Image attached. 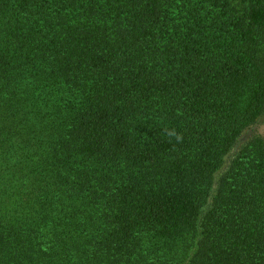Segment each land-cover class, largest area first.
Wrapping results in <instances>:
<instances>
[{
  "label": "trees",
  "instance_id": "obj_1",
  "mask_svg": "<svg viewBox=\"0 0 264 264\" xmlns=\"http://www.w3.org/2000/svg\"><path fill=\"white\" fill-rule=\"evenodd\" d=\"M264 0H0V264H264Z\"/></svg>",
  "mask_w": 264,
  "mask_h": 264
},
{
  "label": "rangeland",
  "instance_id": "obj_2",
  "mask_svg": "<svg viewBox=\"0 0 264 264\" xmlns=\"http://www.w3.org/2000/svg\"><path fill=\"white\" fill-rule=\"evenodd\" d=\"M258 135L260 136L262 139H264V115H261L258 119L257 122L248 126L247 128H245L241 134L237 137L235 144L233 145V147L229 150V152L224 156V162L222 164V167L215 173V175L217 176V174L222 171V169L224 168V166L227 164L228 158L230 156H232L237 149L239 148V146L244 143L245 141H247V139L252 136V135Z\"/></svg>",
  "mask_w": 264,
  "mask_h": 264
},
{
  "label": "water",
  "instance_id": "obj_3",
  "mask_svg": "<svg viewBox=\"0 0 264 264\" xmlns=\"http://www.w3.org/2000/svg\"><path fill=\"white\" fill-rule=\"evenodd\" d=\"M263 149H264V146H263Z\"/></svg>",
  "mask_w": 264,
  "mask_h": 264
}]
</instances>
